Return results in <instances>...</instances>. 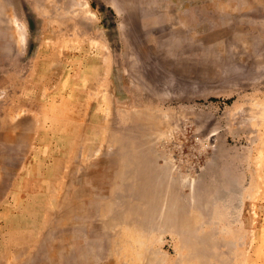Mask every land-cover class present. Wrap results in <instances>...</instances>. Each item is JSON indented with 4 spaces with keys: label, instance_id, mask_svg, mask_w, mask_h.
Wrapping results in <instances>:
<instances>
[{
    "label": "rangeland",
    "instance_id": "374dc122",
    "mask_svg": "<svg viewBox=\"0 0 264 264\" xmlns=\"http://www.w3.org/2000/svg\"><path fill=\"white\" fill-rule=\"evenodd\" d=\"M0 264H264V0H0Z\"/></svg>",
    "mask_w": 264,
    "mask_h": 264
}]
</instances>
